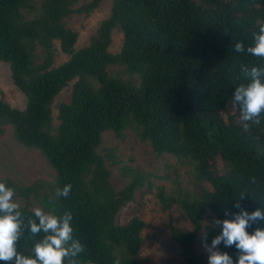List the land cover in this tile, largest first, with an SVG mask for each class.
I'll return each mask as SVG.
<instances>
[{"label":"trees","instance_id":"1","mask_svg":"<svg viewBox=\"0 0 264 264\" xmlns=\"http://www.w3.org/2000/svg\"><path fill=\"white\" fill-rule=\"evenodd\" d=\"M79 1L0 0V60L27 98L25 108L0 98V125H13L17 143L39 149L55 170L51 180L30 185L0 181L26 199L25 219L32 216L31 197L46 212L72 213L73 235L85 248L81 264H142L145 220L135 215L117 223L116 217L145 176L127 169L132 178L117 192L98 151L104 132L123 138L132 130L158 155L172 154L191 167L198 193L166 196L161 187L158 196L165 208L175 203L186 213L192 229L174 225L171 234L185 264H201L194 247L200 231L206 228L211 243L221 231L213 222L232 218L237 203L249 212L264 210V115L245 131L239 111L230 110L243 82L241 65H264L234 50L237 41L251 43L257 21H264V0H113L90 42L77 48L79 32L66 21L74 12L91 13L101 0L75 8ZM114 29L123 34L118 52L110 50ZM56 40L69 58L54 66ZM112 65L123 72L113 73ZM73 80L71 99L58 105L54 124L55 99ZM65 184L72 186L69 197H56ZM258 226L264 222L248 231ZM41 236L25 230L17 250L31 255ZM219 247L236 260L234 246Z\"/></svg>","mask_w":264,"mask_h":264},{"label":"rangeland","instance_id":"2","mask_svg":"<svg viewBox=\"0 0 264 264\" xmlns=\"http://www.w3.org/2000/svg\"><path fill=\"white\" fill-rule=\"evenodd\" d=\"M89 1L91 0H81L74 7ZM112 2L113 0H101L100 5L91 13L74 12L67 19V25L79 32L77 48L90 42L101 21L110 14ZM112 36L110 50L118 52L123 43V34L119 29H114ZM55 45L56 52L53 58L54 66H57L65 62L69 55L61 50L58 40L55 41ZM37 52L42 55L41 48L38 47ZM123 69L124 66L121 65L111 66L113 73H121ZM74 82L75 80L55 99L54 124L59 123L58 105L71 99ZM0 98L18 108H25L27 103L26 95L13 82L9 63L2 60H0ZM230 110L232 111V108ZM1 128L3 129L0 131V178H10L20 186L30 185L37 180H51L55 170L43 153L37 148L17 143L13 125H0ZM138 138L132 130H127L123 138H119L114 131H106L102 134V143L98 147V151L104 156L106 165L111 170L110 179L117 192L132 178L125 174L128 172L127 169H134L145 176V183L136 190L134 199L121 206L116 221L125 223L135 215L145 220L141 248L137 255L142 264H185L181 247L172 237L171 229L174 225L186 230L192 229V224L186 213L175 203L170 208H165L158 192L162 187L166 196L181 197L185 193L193 196L200 191V187L193 181L190 166L172 154L158 155L148 142ZM147 181L152 182L151 187ZM14 199L20 206L27 204L26 199L17 192ZM37 206L41 207L37 200L31 197L30 208ZM206 221L211 222L209 219ZM205 235L206 228L200 231L194 244L201 264H207L208 257L204 247ZM219 250L222 251L220 247Z\"/></svg>","mask_w":264,"mask_h":264},{"label":"clouds","instance_id":"3","mask_svg":"<svg viewBox=\"0 0 264 264\" xmlns=\"http://www.w3.org/2000/svg\"><path fill=\"white\" fill-rule=\"evenodd\" d=\"M234 50L264 59V21H257V30L252 33L249 45L237 41ZM240 72L243 82L235 87L230 106L239 111L240 125L248 131L252 126L260 125L264 115V65L244 64ZM71 188V184L57 187L55 196L67 198ZM14 197L15 190L0 181V261L5 264H81L79 256L85 248L73 235L72 213L64 211L62 215H56L37 206L32 209V216L25 219ZM235 206L239 211L233 213L232 218H216L213 222L221 227V231L212 238L211 244H207L206 235L203 238L208 253L207 264H264V227L248 231L252 224L264 222V210L257 208L249 212L239 203ZM25 230L30 237L42 234L32 247L31 255L17 250V242ZM221 243L225 247H235L238 253L235 261L228 252L219 250ZM116 264H119L118 260Z\"/></svg>","mask_w":264,"mask_h":264}]
</instances>
